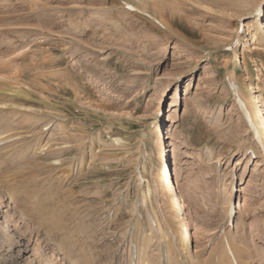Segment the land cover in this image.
Masks as SVG:
<instances>
[{"label":"rangeland","instance_id":"374dc122","mask_svg":"<svg viewBox=\"0 0 264 264\" xmlns=\"http://www.w3.org/2000/svg\"><path fill=\"white\" fill-rule=\"evenodd\" d=\"M232 2L0 0V105L15 109L0 110V138L27 139L0 141V264H72L42 205L75 215L94 264L128 263L138 216L176 238L166 168L189 218V249L172 243L184 264H264V153L229 89L264 132V42Z\"/></svg>","mask_w":264,"mask_h":264},{"label":"bare ground","instance_id":"6f19581e","mask_svg":"<svg viewBox=\"0 0 264 264\" xmlns=\"http://www.w3.org/2000/svg\"><path fill=\"white\" fill-rule=\"evenodd\" d=\"M231 1H233L231 5L233 6L234 10H231L232 8L229 9L231 7L229 6L228 11L230 10L234 11V14H237V13L244 14L248 10L251 11L252 9L253 11H255V18L252 21H249V23L247 24L248 25L247 33L251 35L252 42L255 45L261 46L264 42V22L261 20V14L259 13V10H258L260 8V2H256L255 0H238V1L231 0ZM224 8L227 9V7H224ZM161 18H164V17L161 16ZM258 31L259 32L261 31L263 33V36L258 35ZM191 87L193 88L195 87V85H193L192 82L187 84L186 93H190ZM240 89L241 88L239 87L238 91L241 95L242 93ZM11 92H13L14 95H18V96L20 94L19 91L16 90L15 88L14 90H11ZM13 99L14 98L12 97V100ZM1 104L2 105H0V110L9 109L10 113H14L15 109L10 110L12 108L11 107L9 108L10 105L13 106L12 103L3 102ZM247 105H249L248 108L251 112L253 119L257 121L258 116H256L254 107L251 106L250 104H247ZM16 107H18V105ZM260 120L264 128V117H261ZM5 133L6 131L0 132V136ZM262 135L264 136L263 131H262ZM2 140H27V139L20 132H18V133H14V134L5 136L3 138H0V141ZM116 141L119 142V139L116 138ZM161 148H162L161 150L165 152L166 149L163 148L162 143H161ZM245 150H246L245 151L246 154H249L250 157H252L253 155L256 156L255 151L254 149H252V147L247 146ZM55 161L59 162L58 159H56ZM167 169L168 168H166L164 172V175L166 176L165 177L166 184L168 186V188L165 191V196L168 201L169 207L172 210L174 220L181 222L180 223L181 232L179 236L174 238V236L170 235L171 233L169 231V225L165 221H164L165 223L164 222L162 223L160 219L158 218L154 219L153 217H150L151 218L150 223H149L150 229L145 230L143 227L142 221L140 219V216H138L136 218V222L134 223V227L132 228L135 231L134 230H133L134 232L132 231L133 232L132 240H131V250L132 251H131V255L129 257L127 264H172V263L173 264H184V260H182L183 259L182 256L180 257L181 253H177L176 255L174 248L172 246V243L175 244L176 249L180 248L179 250L181 251L189 249L191 231L188 228L187 223L185 221V219H189V218H184L183 216L184 204L182 202V198L177 192L178 185L176 186L171 182ZM140 178H142V176H140ZM10 197L11 199H14V200L16 199L15 201L17 202V198L14 195V192L12 191L10 192ZM228 202H229V207H230L232 203L231 196ZM238 206L239 207L242 206L241 202L239 203ZM40 210H41L40 212L41 216L39 217L40 218L39 223L41 225L40 227L42 228V230H44L45 234L47 235V239L52 243V246L55 248L57 247L58 252L62 254L63 256H65L69 263L94 264L93 263L94 254L92 253L91 248H90V244H91L90 237L88 236V234L82 231V226L79 224V221H77L76 217H74L75 215L72 214L71 216L68 217L66 215L67 212H63L62 208H59V207L54 208V209H49V208H45V206L42 205ZM164 225L166 226V229L164 228ZM168 237L170 239H168ZM155 238H156V246L154 244L153 247H156L155 249L158 250V253L155 254L158 256L157 263H155L156 260L154 259V257L152 258L153 254H151V250H150L152 248V241ZM171 239L173 241H171ZM174 255H175V258H178L176 259V261L173 260ZM59 259L61 260V258ZM177 261L179 263H177Z\"/></svg>","mask_w":264,"mask_h":264}]
</instances>
